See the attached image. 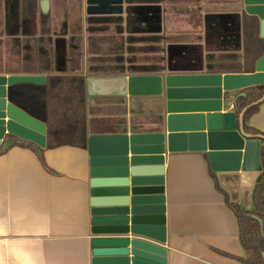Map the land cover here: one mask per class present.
<instances>
[{
	"label": "crops",
	"instance_id": "obj_1",
	"mask_svg": "<svg viewBox=\"0 0 264 264\" xmlns=\"http://www.w3.org/2000/svg\"><path fill=\"white\" fill-rule=\"evenodd\" d=\"M23 1H28L26 13L15 21L9 20L15 11L24 12ZM67 2L0 0V75L45 77L12 73L18 65L14 60L13 67L7 66L6 48L10 53L7 45L11 41L52 36L56 66L60 70L64 63L68 64L69 39L80 35L79 74L87 77V144L92 135L159 131L164 99L163 92L158 93L164 91L165 76L204 74L209 55L241 53V16L245 13L241 0H159L142 4L114 0L110 8L100 10H87L86 0H80L83 14L80 28L67 23ZM89 6L95 7L96 3L90 2ZM52 15L59 23L52 21ZM90 15L120 16L122 32L88 33L86 18ZM188 48L198 53L195 55L201 60L200 65L182 57ZM56 49L63 51L62 57L56 56ZM168 50L175 54L170 61L177 64L175 67H168L164 57ZM105 53L125 58L123 72L89 74V57ZM240 90L225 94L221 113L234 112L232 100ZM101 96H125V114L89 112V108L106 107L93 101ZM196 100L192 110H199ZM106 103H112L108 108L116 107L115 101ZM245 125L264 135V99ZM9 138L18 140L12 135ZM4 140L0 144V264H91L88 145L84 149L70 146L44 149L39 155L33 142L32 148H8ZM163 156V201L150 203L158 207L152 216L162 215L163 224L150 223L152 236L139 238L164 248L166 264H243L241 259L246 252L239 240L237 219L228 205L234 203L241 209L240 195L236 202L230 201L223 189L229 183L220 184L207 150L164 152ZM242 173L240 169L232 173L237 175L239 191ZM251 173L248 180L254 195L261 171L254 179L250 178ZM252 203L254 206L253 196Z\"/></svg>",
	"mask_w": 264,
	"mask_h": 264
},
{
	"label": "water",
	"instance_id": "obj_2",
	"mask_svg": "<svg viewBox=\"0 0 264 264\" xmlns=\"http://www.w3.org/2000/svg\"><path fill=\"white\" fill-rule=\"evenodd\" d=\"M114 0H86L87 10L110 8ZM244 11L259 20V35L264 38V0H241ZM96 3V8L89 3ZM56 43V42H55ZM57 51V49H56ZM57 51V56L59 55ZM41 75H0V144L9 147L12 135L33 142L36 152L45 147V125L8 100L9 87L17 83H44ZM264 84V55L255 64L254 73L167 75L164 78L162 126L156 132H129L89 136V207L91 264H166V250L139 238L152 236L150 223L163 224L162 215L152 216L163 201L164 152L206 151L220 184L241 209L253 212L252 184L261 171L259 156L262 134L244 130V112L260 103L259 99L239 114L222 109L223 97L231 91ZM153 95H156L153 93ZM194 95H198L195 97ZM203 96V97H202ZM92 98L88 100L92 104ZM93 100L106 107L90 111L125 114V96H101ZM198 99V100H196ZM205 99V100H204ZM8 100V101H7ZM199 110L191 109L193 101ZM115 101V108L107 106ZM206 111V113H204ZM9 136V137H8ZM101 146V149H97ZM241 170V190L236 173ZM161 214L163 208L160 206ZM255 217V216H254ZM160 242L164 241L159 239ZM264 260V249L262 251Z\"/></svg>",
	"mask_w": 264,
	"mask_h": 264
},
{
	"label": "trees",
	"instance_id": "obj_3",
	"mask_svg": "<svg viewBox=\"0 0 264 264\" xmlns=\"http://www.w3.org/2000/svg\"><path fill=\"white\" fill-rule=\"evenodd\" d=\"M124 1L142 4L159 0ZM110 29L115 34L122 32L120 16H87L86 31L88 33L106 32ZM52 43L53 39L50 35L30 36L17 43L13 41L8 43L7 47L10 48V53L13 54L18 65L12 73L45 75V81L41 84L11 85L8 100L31 117L44 123L45 147L40 149V153L44 149H55L62 146L84 149L87 145L86 78L79 74L82 62V38L80 35H73L69 39V54L66 58L68 64L64 63L60 70L56 66L57 57L55 58ZM263 55L264 38L259 35V20L256 16L243 13L241 16V53H213L206 59L205 70L210 74L252 73L255 71L256 61ZM124 61L125 58L118 54L92 55L88 59V73L118 75L125 68ZM13 65L12 63L7 64L9 68ZM263 91L264 84L241 89L232 100L235 113L239 114L243 108L259 99ZM257 108L258 104L251 105L244 112V130L247 133H258L256 129L245 125V120ZM13 146L32 148L33 144L12 139L8 148ZM259 156L261 173L254 188L255 211L246 212L241 210L237 204L228 203L237 219L239 240L246 252L245 258L241 259L243 264H264L262 257L264 249V140H261Z\"/></svg>",
	"mask_w": 264,
	"mask_h": 264
},
{
	"label": "rangeland",
	"instance_id": "obj_4",
	"mask_svg": "<svg viewBox=\"0 0 264 264\" xmlns=\"http://www.w3.org/2000/svg\"><path fill=\"white\" fill-rule=\"evenodd\" d=\"M27 3H28V1H23V10H24L23 13L15 11L13 14H10L9 20L12 19L15 21L16 19H19L20 17H22V15H24L27 11V6H26ZM10 13H12V11ZM82 15L83 14H82V7H81L80 0H68V2H67V23L69 25L75 27V28H80L83 25V18H82L83 16ZM52 21L59 23V21H57V18L55 15L54 16L52 15ZM110 31H112V30L110 29ZM141 49H142L141 51H145V52L150 53V51L148 49H145V48H141ZM188 50L189 51H187L186 55H182V57L184 59H187V61L193 60V62H195L196 65H200L201 60L198 59V57L195 55L198 53L193 52L190 48H188ZM6 52H7V61H8L7 64L9 65V64H11V62L14 61V56L9 53L7 48H6ZM58 53H59V55H62V50H60ZM149 53H147V54H149ZM105 54H107V53H105ZM191 54H194V55H191ZM1 55H2V53L0 52V57H1ZM164 57L167 60L169 68L177 66V64H175V62H174V64H170V61H173L171 59V57H175L174 53H172L168 50L166 55H164ZM143 58H144V60H147V59H145L146 56H143ZM161 58H163V56H161ZM2 59H3V57H2ZM124 63H125V61H124Z\"/></svg>",
	"mask_w": 264,
	"mask_h": 264
}]
</instances>
